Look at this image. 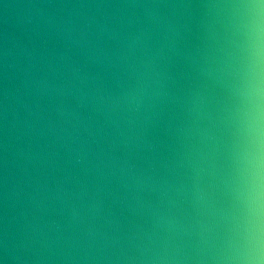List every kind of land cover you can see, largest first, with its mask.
<instances>
[{"label": "water", "instance_id": "obj_1", "mask_svg": "<svg viewBox=\"0 0 264 264\" xmlns=\"http://www.w3.org/2000/svg\"><path fill=\"white\" fill-rule=\"evenodd\" d=\"M0 264H264V0H0Z\"/></svg>", "mask_w": 264, "mask_h": 264}]
</instances>
